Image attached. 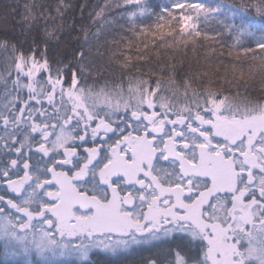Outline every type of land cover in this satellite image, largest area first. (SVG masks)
<instances>
[{
  "label": "snow or ice",
  "instance_id": "snow-or-ice-1",
  "mask_svg": "<svg viewBox=\"0 0 264 264\" xmlns=\"http://www.w3.org/2000/svg\"><path fill=\"white\" fill-rule=\"evenodd\" d=\"M86 9L0 0L4 264H264V0Z\"/></svg>",
  "mask_w": 264,
  "mask_h": 264
},
{
  "label": "trees",
  "instance_id": "trees-1",
  "mask_svg": "<svg viewBox=\"0 0 264 264\" xmlns=\"http://www.w3.org/2000/svg\"><path fill=\"white\" fill-rule=\"evenodd\" d=\"M71 2L79 5L83 3L88 4V9L85 10V16H87V11L91 8L92 4L96 2V0H71ZM166 2V0H150V3H152L154 6L157 8L159 7L160 4ZM206 2L209 3H214L216 0H206ZM76 15L79 17V8L76 10ZM146 251H140L133 253L131 256H126V257H120L119 260L121 264H133L134 261L138 260L141 255H148ZM91 259L93 261V264H116V259L109 253H104V252H95L92 254ZM0 264H4L3 257H0ZM61 264H75V261L73 260H62Z\"/></svg>",
  "mask_w": 264,
  "mask_h": 264
}]
</instances>
